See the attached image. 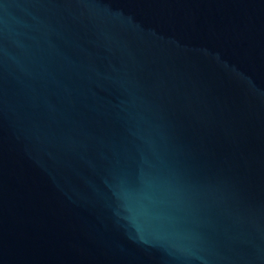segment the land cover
<instances>
[{
  "label": "water",
  "instance_id": "obj_1",
  "mask_svg": "<svg viewBox=\"0 0 264 264\" xmlns=\"http://www.w3.org/2000/svg\"><path fill=\"white\" fill-rule=\"evenodd\" d=\"M0 264H264V0H0Z\"/></svg>",
  "mask_w": 264,
  "mask_h": 264
}]
</instances>
